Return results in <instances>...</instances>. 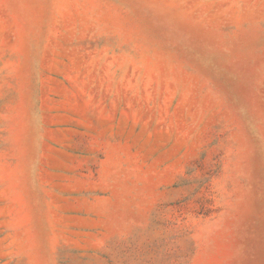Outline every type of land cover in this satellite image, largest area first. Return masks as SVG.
Masks as SVG:
<instances>
[{
    "label": "rangeland",
    "instance_id": "obj_1",
    "mask_svg": "<svg viewBox=\"0 0 264 264\" xmlns=\"http://www.w3.org/2000/svg\"><path fill=\"white\" fill-rule=\"evenodd\" d=\"M0 264H264V0H0Z\"/></svg>",
    "mask_w": 264,
    "mask_h": 264
}]
</instances>
